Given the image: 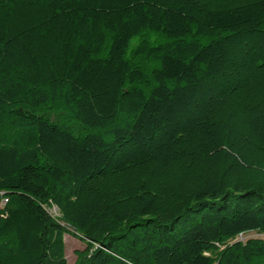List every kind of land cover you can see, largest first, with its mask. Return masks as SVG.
Returning <instances> with one entry per match:
<instances>
[{"label":"trees","instance_id":"trees-1","mask_svg":"<svg viewBox=\"0 0 264 264\" xmlns=\"http://www.w3.org/2000/svg\"><path fill=\"white\" fill-rule=\"evenodd\" d=\"M252 232L264 0H0V264H264Z\"/></svg>","mask_w":264,"mask_h":264},{"label":"rangeland","instance_id":"rangeland-1","mask_svg":"<svg viewBox=\"0 0 264 264\" xmlns=\"http://www.w3.org/2000/svg\"><path fill=\"white\" fill-rule=\"evenodd\" d=\"M154 39L153 37H151ZM139 43V39H134L131 42L130 48H135ZM52 217H57L58 212L56 209H51L48 211ZM250 239H261L264 240V235L258 233H248L244 235L238 236L233 242H241L245 243ZM64 245H65V257L67 264H77L78 256L85 249V244L81 241L80 237L72 234H67L64 237Z\"/></svg>","mask_w":264,"mask_h":264},{"label":"built area","instance_id":"built-area-1","mask_svg":"<svg viewBox=\"0 0 264 264\" xmlns=\"http://www.w3.org/2000/svg\"><path fill=\"white\" fill-rule=\"evenodd\" d=\"M5 203H7V200L6 199H4V200H2V205H4Z\"/></svg>","mask_w":264,"mask_h":264}]
</instances>
